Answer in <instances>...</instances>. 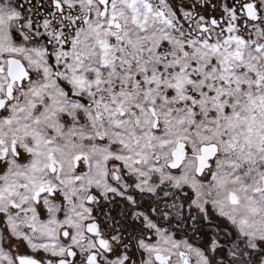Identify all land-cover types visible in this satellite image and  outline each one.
Returning a JSON list of instances; mask_svg holds the SVG:
<instances>
[{"label": "snow or ice", "instance_id": "6c2138e0", "mask_svg": "<svg viewBox=\"0 0 264 264\" xmlns=\"http://www.w3.org/2000/svg\"><path fill=\"white\" fill-rule=\"evenodd\" d=\"M0 264H264V0H0Z\"/></svg>", "mask_w": 264, "mask_h": 264}]
</instances>
